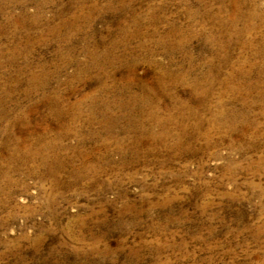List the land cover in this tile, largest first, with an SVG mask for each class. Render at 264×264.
<instances>
[{
  "label": "rangeland",
  "instance_id": "obj_1",
  "mask_svg": "<svg viewBox=\"0 0 264 264\" xmlns=\"http://www.w3.org/2000/svg\"><path fill=\"white\" fill-rule=\"evenodd\" d=\"M0 117V264H264V0H0Z\"/></svg>",
  "mask_w": 264,
  "mask_h": 264
},
{
  "label": "bare ground",
  "instance_id": "obj_2",
  "mask_svg": "<svg viewBox=\"0 0 264 264\" xmlns=\"http://www.w3.org/2000/svg\"><path fill=\"white\" fill-rule=\"evenodd\" d=\"M234 1V0H233ZM235 6H237V5H235ZM238 7V6H237ZM238 9V8H237ZM232 10V9H231ZM93 12V11H92ZM234 16V15H233ZM74 19V18H73ZM230 21V20H229ZM234 22V21H233ZM25 25V24H24ZM64 25V24H63ZM57 30V29H56ZM88 47V46H87ZM229 52V51H228ZM90 54H92V53H90ZM98 55V54H97ZM207 59V58H206ZM259 63V62H258ZM90 67V66H89ZM250 68V67H249ZM96 69V68H95ZM104 69V68H103ZM170 70V69H169ZM171 71V70H170ZM169 71V72H170ZM168 71L164 74H162V75H158L157 74V77H155V86H153V87H150L151 89H148V88H146L145 86H141V88L142 89H140V91H141V93H140V95H136V96H134V95H132L131 97H130V99L131 100H133L132 102H141L142 103V105H143V107L144 106H149V104L151 105V103H152V105L150 106V108H151V110L152 111H150L151 113L148 115V117H147V119L148 120H150V122L153 124L154 123V126L156 127V128H159L161 131L159 132V133H157V132H155L154 130H152V129H149V128H146V127H144V126H142V125H137V123H135V125H134V128H133V126H132V130L133 131H136V132H138L139 134H140V136L141 137H143L144 136V138H148V139H150V140H152L153 142H154V140H156V142H159V143H162V142H164L165 140H167L169 137H170V135H171V129L173 128V129H175V130H178L179 132H180V134H179V136H178V138H177V140H178V144H180L181 142H182V140H184L183 138V136L185 135V128H184V126H183V121H184V117H183V114H182V112H180V109L181 108H179V113H178V116H175V115H177V113L176 114H174V112H170V111H168V112H170L169 114H167V116L164 118V119H160L159 118V115H158V107L156 108V106H153V104H154V100H152V102L150 103V98H149V96L152 94L153 95V99H154V97L156 96V99L157 100H159V99H161L162 97H160V95L158 94V90H162V91H164L165 90V88H163L165 85H164V79H166L167 77L170 79H174L175 80V82H176V78H174V76H173V74H171V72L169 73ZM234 72V71H233ZM262 72V71H261ZM206 75V74H205ZM248 76V75H247ZM261 77V76H260ZM182 78V77H181ZM238 78V77H237ZM168 79V80H169ZM170 79V80H171ZM232 79V78H231ZM246 79V78H245ZM216 80V79H215ZM229 80V79H228ZM179 81V80H178ZM249 81V80H248ZM177 83V82H176ZM180 83H181V80H180ZM184 84V83H183ZM127 85H128V83H127ZM143 85H145V84H143ZM148 86V85H147ZM193 86H194V84L192 85V88H193ZM196 86V85H195ZM181 88V87H180ZM218 88V87H217ZM34 90V89H33ZM93 92V91H92ZM162 93V92H161ZM236 93V92H235ZM210 94V93H209ZM57 96H59L58 94H57ZM201 96V95H200ZM129 99V100H130ZM59 100V99H58ZM57 100V101H58ZM128 100V99H127ZM162 100V99H161ZM54 102L53 103H55V105L57 104H59V101H58V103H57V101H55V100H53ZM119 102V101H118ZM129 102V101H128ZM132 102H131V105H132ZM246 102V101H245ZM104 104V103H103ZM127 104V103H126ZM56 105V106H57ZM71 105V104H70ZM77 105V104H76ZM139 105V104H138ZM141 105V106H142ZM164 105V104H163ZM248 105V104H247ZM60 106V105H59ZM59 106H57V107H55V109H54V113L57 115V116H60V115H62L63 113H64V111L62 110V108H59ZM129 106V105H128ZM133 107H135L134 105H132ZM157 106H158V104H157ZM102 107V106H101ZM127 107V106H126ZM170 107V106H169ZM136 110V109H135ZM134 110V111H135ZM144 110V109H143ZM176 110V109H175ZM232 110V109H231ZM80 111V110H79ZM182 111V110H181ZM227 111V110H226ZM133 112V111H132ZM136 112V111H135ZM139 113V112H138ZM173 113V114H172ZM108 114V113H107ZM135 114V113H134ZM140 114V113H139ZM145 114V113H144ZM64 115V114H63ZM143 115V114H142ZM56 116V117H57ZM141 115H139V117H140ZM62 117V116H61ZM88 117V116H87ZM92 117V116H91ZM1 118V117H0ZM125 118V117H124ZM131 119V118H130ZM137 119V118H136ZM140 118H138V120H139ZM73 120V119H72ZM132 120H134V119H132ZM65 121V120H64ZM108 121H110V120H108ZM113 121V120H112ZM130 121V120H129ZM143 121V120H142ZM145 121V120H144ZM198 121V120H197ZM105 122V121H104ZM136 122V121H135ZM138 122V121H137ZM149 122V121H148ZM212 122V121H211ZM113 123V122H112ZM214 123V122H213ZM131 124H132V122H131ZM141 124H143L142 122H141ZM150 125V124H149ZM19 126V125H18ZM57 126V125H56ZM148 127V126H147ZM195 127V126H194ZM131 128V127H130ZM151 128V127H150ZM197 128V127H196ZM131 130V129H130ZM255 130V129H254ZM135 132V133H136ZM64 136V135H63ZM15 137V136H14ZM9 139V138H8ZM19 139V138H18ZM190 139V138H189ZM197 139V138H196ZM23 140V139H22ZM169 140V139H168ZM148 142V141H147ZM165 143V142H164ZM40 145V144H39ZM140 145V144H139ZM166 145V144H165ZM155 146V145H154ZM169 146V145H168ZM119 147V146H118ZM44 148V147H43ZM50 148V147H49ZM177 148V147H176ZM25 149V148H24ZM48 148L47 147H45L43 150L44 151H46ZM41 151H42V149H41ZM43 151V152H44ZM48 151V150H47ZM26 152V151H25ZM33 152V151H32ZM52 152V151H51ZM18 153V152H17ZM23 153V152H22ZM27 153V152H26ZM39 153V152H38ZM46 155L43 157V155H41V163L42 164H47L48 162H50V163H52L51 161H52V157L50 156V155H48L47 153H45ZM50 154H52V153H50ZM39 155V154H38ZM6 157V156H5ZM31 157V156H30ZM75 157V156H74ZM29 159V158H28ZM3 160V159H2ZM260 161V160H259ZM1 165V164H0ZM50 167H52V166H50ZM57 168V167H56ZM55 168V169H56ZM54 169V170H55ZM61 170V169H60ZM47 173V172H46ZM2 175V174H1ZM85 175V174H84ZM79 176V175H78ZM42 178V177H41ZM6 197V196H5Z\"/></svg>",
  "mask_w": 264,
  "mask_h": 264
}]
</instances>
